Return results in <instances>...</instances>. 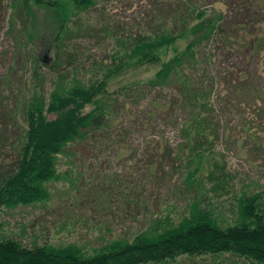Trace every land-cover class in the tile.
Returning a JSON list of instances; mask_svg holds the SVG:
<instances>
[{
  "label": "trees",
  "instance_id": "16d2710c",
  "mask_svg": "<svg viewBox=\"0 0 264 264\" xmlns=\"http://www.w3.org/2000/svg\"><path fill=\"white\" fill-rule=\"evenodd\" d=\"M4 1L11 9L10 29H15L18 17L22 20L18 35L29 45L31 69L20 83H14L20 76L15 65L0 77V213L47 203L50 183L63 178L60 156H70L66 154L72 143L97 135L113 142L109 130L115 126L120 95L125 102V96L134 100L143 92L166 87L173 91L179 110L176 128L181 140L173 145L153 138L142 149L147 153L152 145L151 155H157L160 166L166 158L174 170H184L182 191H191L192 196L177 221L169 219L160 227L162 219L156 217L134 237L107 239L91 250L77 243L56 245L37 239L24 243L0 226V264H264V77L257 67L261 63L252 67L255 61L264 63V32L250 31L253 21L248 16L242 19L239 14L229 24L224 14L198 10L190 0L168 2L167 16L159 25L136 32L100 6L96 20L100 25L88 28L100 35V43L112 40L114 50L110 62H100V71L86 79L69 71L75 54L65 43L76 30L85 31L76 20L78 29L72 26L73 18L97 11L98 0H0V4ZM39 8L47 11L45 24L37 17ZM222 33L225 49L236 53V59L214 74L198 54ZM41 34L42 47L53 42L52 63L46 48L36 51ZM182 39L187 42L179 47ZM240 54L245 61L237 57ZM47 64L54 74L48 92L47 73L42 71ZM150 69L152 75L124 81L126 75ZM113 80L122 83L110 90ZM227 114L237 117L235 126L224 121ZM220 142L235 143L238 155L248 156L244 161H258L254 164L261 167L259 176L237 175L227 169L225 160L209 156L226 155ZM227 188L230 196L221 201L230 200L227 210L233 217L217 218L210 209L215 203L210 192Z\"/></svg>",
  "mask_w": 264,
  "mask_h": 264
},
{
  "label": "rangeland",
  "instance_id": "374dc122",
  "mask_svg": "<svg viewBox=\"0 0 264 264\" xmlns=\"http://www.w3.org/2000/svg\"><path fill=\"white\" fill-rule=\"evenodd\" d=\"M170 1L176 0H103L101 3L98 0L97 11L91 9L73 18L72 26L76 27L77 21L85 27V31L78 34L76 30V35L65 43L66 50L69 49L75 54L74 67H69V71L87 79L93 72L100 71V62L106 64L111 60L110 54L115 43L110 39L100 43V35L88 28L89 24L100 25V21H96L100 19V6H105V12L116 21L127 22L133 30L140 32L151 30L162 22L167 16V4ZM190 1L198 10L224 14L229 24L233 19L239 18V14H242V19L248 16L247 19L253 21L248 25L250 31L253 29L255 33L264 32V0ZM6 3L7 1H4L0 4V77L9 70L10 65H15L20 76L14 78V83H20L31 69L27 53L29 45L18 35V31L23 28L20 17L17 18L18 25L16 24L15 29H10L8 19L11 9ZM253 11H256L255 18L250 15ZM46 12L39 8L36 13L39 22L43 24L46 23L45 20V23L42 21ZM49 34L50 31L47 32V35ZM41 35L38 40L40 42L36 40V51L46 48V55L51 61L48 63H52L53 42L42 47L45 39L44 34ZM217 37L220 39L216 38L214 42L205 45L198 54L203 61L209 62L214 74L229 67L236 57V53L225 49L222 43L225 40L223 33ZM186 42L187 39H182L178 46L184 47ZM210 47L214 48L211 53ZM216 51L217 53L213 54ZM240 55L237 57L244 60L243 55ZM255 63H261L257 67L264 77L263 60L255 61L252 67ZM43 66L42 71L47 73L45 89L48 92L52 87L50 80L54 78V74L49 64ZM153 72V69L139 70L136 74L126 75L124 81L129 84L152 75ZM110 83L112 90L122 81L113 80ZM171 93V88L166 87L162 90L143 92L139 98H133L134 100L125 96V102L120 95L122 100L120 97L117 101V107L119 105L120 109L115 126L109 130L113 132V142L104 136L100 139V135H97L95 139L91 136L72 143L66 154L70 156H60L59 171L62 172L63 178L53 180L49 185L51 199L45 204L19 205L3 209L0 213L1 230L28 244L37 239L40 243L50 242L56 245L77 243L84 249L91 250L107 239L134 237L149 227L156 217L163 221L160 222V227H165L169 219L177 221L187 209L192 196L191 191L190 194L182 191L184 170H174L171 160L166 158L160 166L154 159L157 155H151L152 145L147 153L142 149L143 143L153 138H161L163 141L167 139L173 145L181 140L176 128L180 121L179 110L177 103L172 100L175 96ZM236 118L230 114L223 117L225 122L230 120V125L233 126L237 124ZM218 147H221L226 155L209 156L225 160L227 169L233 173L236 170L240 176H243L244 172L253 177L259 176L261 167L255 166L258 161L252 164L244 161L248 156L238 155L235 143L220 142ZM103 190L107 191V196L105 192L101 193ZM138 191L139 195L136 194ZM210 193L215 202L210 208L214 215L217 218L231 219L233 212L227 210L232 205L230 200L221 201L230 196L229 189Z\"/></svg>",
  "mask_w": 264,
  "mask_h": 264
}]
</instances>
